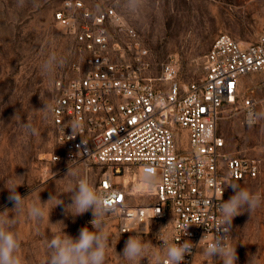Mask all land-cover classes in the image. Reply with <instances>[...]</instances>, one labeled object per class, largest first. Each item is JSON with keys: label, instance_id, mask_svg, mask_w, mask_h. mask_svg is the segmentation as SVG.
Masks as SVG:
<instances>
[{"label": "built area", "instance_id": "1", "mask_svg": "<svg viewBox=\"0 0 264 264\" xmlns=\"http://www.w3.org/2000/svg\"><path fill=\"white\" fill-rule=\"evenodd\" d=\"M53 18L73 36L83 67L55 83L56 150L45 160L80 166L97 190L111 194L118 233H144L153 222L167 221L166 239L194 245L183 262L193 264L218 234L221 185L227 201L231 186L223 184L255 179L262 171L260 158L227 151L217 129L228 115L241 112L247 123L250 110L258 113L243 78L264 71V36L244 43L219 33L205 54L203 76L181 84L172 59L153 74L142 35L113 5L63 0ZM74 118L82 120L80 134L68 126ZM145 166L155 169L160 182L134 190L126 177L140 179ZM227 235L231 245L232 228Z\"/></svg>", "mask_w": 264, "mask_h": 264}, {"label": "rangeland", "instance_id": "2", "mask_svg": "<svg viewBox=\"0 0 264 264\" xmlns=\"http://www.w3.org/2000/svg\"><path fill=\"white\" fill-rule=\"evenodd\" d=\"M63 0H0V215L15 219L23 264H47V244L61 229L73 238L87 226L93 230L92 212L72 216L71 176L68 169L83 175L80 166L48 163L45 156L56 150L51 123L55 83L72 77L77 66L83 67L73 36L54 20L53 13ZM95 8L113 5L117 12L142 35L150 49L153 74L160 75L162 64L172 59L181 84L199 80L204 74L203 60L214 38L222 32L244 43H255L264 36V0H84ZM54 53L65 59L51 75L41 64ZM244 86L251 87L257 98L258 113L264 114V71L244 76ZM47 105V111L43 110ZM28 123L35 132L27 134ZM218 133L226 140V150L237 155L261 159L262 171L255 179L236 181L262 196L261 205L232 221L231 247L236 248V264H264V119L249 126L241 112L220 120ZM11 180L12 183H6ZM132 181L126 177L129 187ZM22 184L17 191L24 211L13 210L8 188ZM135 190V188H134ZM234 195L232 187L228 198ZM56 199L49 201L51 197ZM63 204L56 205L59 200ZM138 201V197H134ZM43 205L45 215L33 220L27 215L32 203ZM6 211L5 213H2ZM50 214V216H49ZM110 248L105 264H130L122 258L125 242L136 233L123 235L116 229L113 214L106 217ZM152 247L137 264H156L161 241L169 236L167 221H155L140 233ZM201 250L193 264H222L219 257H209Z\"/></svg>", "mask_w": 264, "mask_h": 264}, {"label": "clouds", "instance_id": "3", "mask_svg": "<svg viewBox=\"0 0 264 264\" xmlns=\"http://www.w3.org/2000/svg\"><path fill=\"white\" fill-rule=\"evenodd\" d=\"M65 59L57 57L54 53L41 64V70L46 75H51L58 67L63 66ZM47 111V105L43 110ZM260 119H264V114L255 111H249L246 117L249 126L254 125ZM68 126L71 127L73 135L79 133L82 128V120L74 118L70 120ZM27 134H32L36 130L28 123L22 124ZM169 172L172 170L169 169ZM67 176H71L70 187L67 193H71L72 203L66 206V211L72 216H79L88 211L92 212L91 220L93 230L87 226L80 230L79 236L73 238L67 235L61 229V235H53L47 244L49 259L47 264H105L107 251L110 248V239L107 231L106 217L117 211L113 205L111 194L97 190L95 184L87 175H81L68 169ZM160 182V177L155 169L151 166H145L140 177V183L146 189L155 188ZM6 183H12L11 180ZM22 184H13L8 188L9 199L14 201L13 210L24 211V199L17 188ZM223 185L231 186L234 195L227 201L223 200V187H220V202L218 205L219 217L217 223V235L204 248L203 254L209 257H219L222 264H236V248H232L228 241L232 221L234 217L241 215L243 212H254L262 202V196L254 193L248 188L241 187L238 183H226ZM56 199L51 197L47 203ZM47 203H32L27 208V215L33 220H41L44 215L43 205ZM63 204L60 199L56 205ZM6 211L2 212L5 213ZM50 216V214H49ZM15 219L7 215H0V264H23L22 256L19 254L21 242L18 234L13 230ZM190 225L186 226L185 235ZM135 231V230H134ZM132 235L125 242L122 252V258L129 261L130 264H137L138 260L147 257L152 245L144 241L139 231ZM223 233V235L221 234ZM207 237L204 236L203 239ZM160 252L154 255L156 264H183L185 255L191 254L194 247L190 240H184L182 243L171 242L168 239L161 241Z\"/></svg>", "mask_w": 264, "mask_h": 264}, {"label": "bare ground", "instance_id": "4", "mask_svg": "<svg viewBox=\"0 0 264 264\" xmlns=\"http://www.w3.org/2000/svg\"><path fill=\"white\" fill-rule=\"evenodd\" d=\"M141 187H144V186L140 183V181L136 182L135 185H134L135 190H137V189H139Z\"/></svg>", "mask_w": 264, "mask_h": 264}, {"label": "crops", "instance_id": "5", "mask_svg": "<svg viewBox=\"0 0 264 264\" xmlns=\"http://www.w3.org/2000/svg\"><path fill=\"white\" fill-rule=\"evenodd\" d=\"M243 80H244V78H243Z\"/></svg>", "mask_w": 264, "mask_h": 264}]
</instances>
